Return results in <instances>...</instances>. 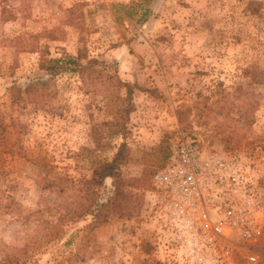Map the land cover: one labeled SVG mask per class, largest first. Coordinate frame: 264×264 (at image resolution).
Wrapping results in <instances>:
<instances>
[{
	"label": "rangeland",
	"instance_id": "374dc122",
	"mask_svg": "<svg viewBox=\"0 0 264 264\" xmlns=\"http://www.w3.org/2000/svg\"><path fill=\"white\" fill-rule=\"evenodd\" d=\"M80 53L132 100L65 72L45 104L12 103L45 76L43 56ZM184 138L243 175L226 202L256 228L227 224L197 258L160 220L153 181ZM123 140L135 211L95 225L76 214L81 183ZM0 264H264V0H0Z\"/></svg>",
	"mask_w": 264,
	"mask_h": 264
},
{
	"label": "built area",
	"instance_id": "2783aa9c",
	"mask_svg": "<svg viewBox=\"0 0 264 264\" xmlns=\"http://www.w3.org/2000/svg\"><path fill=\"white\" fill-rule=\"evenodd\" d=\"M228 172L223 156L206 158L196 141L184 138L174 144L167 165L154 177L163 199L160 220L166 228L177 231L178 242L188 245L196 258L201 250L215 249L227 224L246 225L256 232L253 222L226 202V183H234L235 188L246 183L239 172L231 176ZM199 230H203L202 235Z\"/></svg>",
	"mask_w": 264,
	"mask_h": 264
},
{
	"label": "trees",
	"instance_id": "16d2710c",
	"mask_svg": "<svg viewBox=\"0 0 264 264\" xmlns=\"http://www.w3.org/2000/svg\"><path fill=\"white\" fill-rule=\"evenodd\" d=\"M50 39H56L50 36ZM101 62L95 59H88L83 53L77 58L70 57L61 64H54L50 59L43 56L40 60V70L45 73L41 80L30 83L24 90L12 89V103L31 102L34 104H45L48 97H52L53 92L48 86L49 79L65 72H74L79 75L83 86L87 92L104 93L116 98V93L122 89L126 90V99L132 100L134 86L123 82L116 76L102 73L98 66ZM104 88L106 89L104 91ZM50 101V100H49ZM131 109V108H130ZM125 112H131V110ZM170 151L166 156L169 158ZM128 162V143L123 140L119 145L116 154L111 162L101 163L102 174L99 178L85 180L81 184L84 186V195L81 197V206L76 214L78 217H90L95 225L104 224L110 217L126 218L130 217L135 206L126 196V189L139 187L140 180H126L122 176L121 168ZM166 165V164H165ZM106 190L103 196H95L93 189Z\"/></svg>",
	"mask_w": 264,
	"mask_h": 264
}]
</instances>
